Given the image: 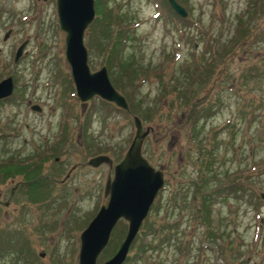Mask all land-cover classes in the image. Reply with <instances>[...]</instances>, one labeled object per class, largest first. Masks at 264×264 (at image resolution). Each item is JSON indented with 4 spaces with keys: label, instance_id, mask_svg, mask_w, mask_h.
<instances>
[{
    "label": "rangeland",
    "instance_id": "374dc122",
    "mask_svg": "<svg viewBox=\"0 0 264 264\" xmlns=\"http://www.w3.org/2000/svg\"><path fill=\"white\" fill-rule=\"evenodd\" d=\"M176 1L186 11L182 20L168 19L163 0L100 2L127 30L119 61H108L113 30H84L89 70L110 66L124 111L75 96L55 0H0V79L11 76L16 94L0 104V264L77 263L78 235L105 203L103 185L112 176L107 164L85 162L105 154L117 163L133 136L132 115L150 128L141 154L162 169L163 186L123 264H264V0ZM34 163L38 173L9 196L24 181L14 165ZM206 176L212 187L231 180L246 187L211 204V234L200 197L193 198ZM125 231L113 228L96 264L116 251Z\"/></svg>",
    "mask_w": 264,
    "mask_h": 264
},
{
    "label": "water",
    "instance_id": "95a60500",
    "mask_svg": "<svg viewBox=\"0 0 264 264\" xmlns=\"http://www.w3.org/2000/svg\"><path fill=\"white\" fill-rule=\"evenodd\" d=\"M170 8L185 16L184 9L175 0H167ZM55 12L59 29L64 32L63 55L68 65L75 95L81 103L93 96L128 110L125 98L111 85L106 68L90 71L83 33L94 17L93 0H55ZM6 35H4L5 37ZM24 43L15 50L13 61L20 56ZM13 84L10 76L0 80V99L9 96ZM31 109L38 111L37 105ZM133 136L122 156L112 166V178H107L103 195L105 204L100 205L86 226L80 231L76 264H96L97 255L106 246L111 230L120 218L126 221V231L116 251L100 264H122L137 230L145 218L156 193L163 186V172L154 168L141 154V145L149 128H143L140 119L133 115ZM101 163L111 165L106 155L90 157L86 164L96 167ZM264 199V193H259Z\"/></svg>",
    "mask_w": 264,
    "mask_h": 264
},
{
    "label": "trees",
    "instance_id": "16d2710c",
    "mask_svg": "<svg viewBox=\"0 0 264 264\" xmlns=\"http://www.w3.org/2000/svg\"><path fill=\"white\" fill-rule=\"evenodd\" d=\"M101 1L102 0H93L94 18H93L92 22L90 23V26L91 27L94 26L96 28L99 27L100 32L103 33V34H106V32H110V31L113 30V32L116 35V38H115V40L113 42V48L111 50L112 51L111 58H109L108 61L109 60L116 61L115 59L118 60V58L115 57V56L116 55L118 56V53L124 47L125 42L127 41V38H128V34H126V31L127 30H125L124 27L122 26V21H121L122 17H121V15H118L116 13L114 14L112 12L111 8H106L104 6V4H103V8H102L101 5H100V2ZM163 1H164L165 6H166L165 11H166V13L168 15V19H169V17H172V18H175L177 20H182V18H180L179 16H177L170 9V7L168 6L166 0H163ZM255 4H254V6H255ZM259 8L261 9V7H259ZM251 17H254L255 18L256 16H255V14H253ZM96 25H98V26H96ZM103 25H104V28H103ZM239 35H241V34H239ZM240 39H244L245 40V38H241L239 36L238 37V41ZM238 41L236 40V41H234V43H236ZM98 47L100 48L101 46L98 45ZM103 65L105 66V68H110V66L107 63H105ZM125 72H127V70H125ZM128 74H130V71H128L127 75ZM181 91H182V94L184 96L187 95V94H189V93H191V90H187V91L186 90H181ZM189 97H192V95L190 94V96H185L184 98H186L188 100ZM186 103H187V101H186ZM190 104H191L190 101H188V105H190ZM195 108H196V110H195ZM200 108H202L201 109L202 112L204 110H206L203 107H200ZM198 109L199 108H197V107H194L192 110L190 108L189 109L190 112L189 111L186 112L187 113V117L193 119L194 118V112L195 111H198ZM202 112L199 111V113H202ZM39 168H40V166L37 165V163H34L30 167H24L23 165H20V166L17 167L16 165H14V168L13 169H16L19 172L18 174H20V176L22 175L23 176V179H24L23 182H18L17 183V188H19V186H18L19 184H21L22 186L23 185L26 186L29 182H27V179L25 177L32 176V178H33L38 173ZM9 172L10 171L5 170L3 172V177H7V175L10 174ZM209 180H210V178H208L207 176L204 177V178L203 177H200L201 185L198 186V187L196 186L195 192L193 193V198L195 197V194L196 193L198 194V197H200L199 200L201 201V204H200L199 209L202 211V215L200 216V219L201 220H204L205 226H206L209 234H211L212 233V229H211L212 227L210 226L209 220H208V218H209V210H210L211 204H214V201L217 198H221L222 196H224L225 193L226 194L227 193L228 194L229 193H239V192H241L243 190H246V187L245 186L243 187L242 184L239 185L238 183H241V181H239V180L237 181L238 183L231 180L230 183H228L227 185H223V184H220L219 183V184L216 185V187H212L210 185V183H209ZM244 181H245V185H246L248 182L246 180H244ZM118 225H120V228L121 227L125 228L126 223L125 222H118L115 227H117ZM153 232H154V230H153ZM208 232H207V234H208ZM162 234H165V233H162ZM152 235L154 236V234H152ZM136 237H137V234L134 237L133 241L135 240ZM170 238L171 237H169V235H164V237L162 238L161 242H168L170 240ZM1 241H4V240H1V238H0V242ZM133 241H132V244H133ZM2 248L3 247H1V245H0V255L2 254ZM141 252H143V250H137L136 251V253H141ZM125 260H126V258H125ZM125 260H124V262H125Z\"/></svg>",
    "mask_w": 264,
    "mask_h": 264
},
{
    "label": "flooded vegetation",
    "instance_id": "af4514ba",
    "mask_svg": "<svg viewBox=\"0 0 264 264\" xmlns=\"http://www.w3.org/2000/svg\"><path fill=\"white\" fill-rule=\"evenodd\" d=\"M14 62V61H13ZM9 76V75H8ZM3 78H5V77H3ZM3 78H1V79H3ZM0 79V80H1ZM13 89H14V85H13V88H12V92H11V94L9 95V96H7V97H5V98H1L0 99V104H3V103H6V102H11L13 99L16 101V94H15V92H13ZM15 97V98H14ZM19 99V98H18ZM29 104V103H28ZM31 106V105H30ZM30 109H31V107H30ZM57 159V157H55L54 158V160H56ZM86 163V162H85ZM114 165V164H113ZM113 165H108V167L109 168H111L112 169V166ZM76 167V165H72L66 172H65V174H64V176H63V179L61 180V182L62 181H64V180H67L69 177H70V173H71V170L73 169V168H75ZM112 173H113V169H112ZM54 175V174H53ZM40 176H38V178H39ZM44 178H48V179H50V178H52L51 176H43ZM112 176H110L109 175V173L107 174V176H106V179L107 178H111ZM105 179V180H106ZM17 189V184H15L13 187H11V190L9 191V196H11L14 192H15V190ZM102 192H103V189H102ZM106 200H107V197H106ZM118 222H126L125 220H123V219H118Z\"/></svg>",
    "mask_w": 264,
    "mask_h": 264
}]
</instances>
